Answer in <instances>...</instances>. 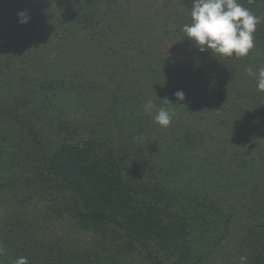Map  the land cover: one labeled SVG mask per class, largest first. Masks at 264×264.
<instances>
[{
	"label": "trees",
	"instance_id": "16d2710c",
	"mask_svg": "<svg viewBox=\"0 0 264 264\" xmlns=\"http://www.w3.org/2000/svg\"><path fill=\"white\" fill-rule=\"evenodd\" d=\"M169 1L132 27L136 0H0V264H205L233 238L235 264L245 255L264 264V199L247 201L264 191L242 193L249 180L237 178L229 139L209 152L191 121L196 95L216 105L202 124L264 128V92L244 81L248 68H264V0H239L260 17L255 47L239 58L201 53L182 31L192 0ZM116 49L154 63L137 72L123 53L115 70L105 56ZM177 79L192 85L182 84L183 105ZM149 101L187 121L176 160L148 154L160 134ZM243 163L264 170V154Z\"/></svg>",
	"mask_w": 264,
	"mask_h": 264
},
{
	"label": "rangeland",
	"instance_id": "374dc122",
	"mask_svg": "<svg viewBox=\"0 0 264 264\" xmlns=\"http://www.w3.org/2000/svg\"><path fill=\"white\" fill-rule=\"evenodd\" d=\"M175 1H182V0H175ZM136 3L141 4V6L138 4H135L137 7H139V10H138L137 7L135 6L138 14L135 15L133 18H129L128 21L127 20L125 21V22H129L128 25L129 26L132 25V27H133L132 23H134V20L138 19V15H143L146 17H150L151 15L160 16L161 13L164 14V11L161 9L162 3H169L170 7L172 8L174 5V2L170 3L169 0H136ZM146 7H149V9L147 10ZM123 27L125 26L123 25ZM121 29H124V28H121ZM116 42L117 41H115V43ZM140 49H141V46H140ZM123 53H125V55L128 57L127 60L129 61V66L132 68L137 67L136 68L137 72H139L142 68H145L144 66L147 63H154V62H147L148 58L146 57V54L145 53L139 54L137 53L136 49H132L131 51L127 50L126 52L120 51V49L110 50L109 54L105 56V60L107 62L109 61V63H112V65L114 66L116 70L117 65L120 66L125 59V56H123L124 55ZM176 55H179V53H176ZM181 58L182 57H180L179 59ZM112 65L108 67L109 71H110V68L112 70V67H111ZM102 78L104 81H106V79L108 78V74H103ZM252 80L257 81L254 76H247L246 79H244V81L248 83H250V81ZM187 82H188L187 79L183 81L177 79V81H174V84L172 87H174L175 91L182 90L183 85H185L189 89L192 85L186 84ZM143 83H146V82H142L141 84L144 85ZM202 93L212 98L216 97V92L214 91V89H208L206 92L203 91ZM195 97H198V100H196V102L192 104L193 105L192 108L195 110L197 116L191 121L196 122L197 126L201 129L203 135L205 136L204 138L206 140H209L208 146H206V150H208L209 152L218 151L220 149V145L224 143L223 139H229V143L227 144H228L230 151L232 152L234 156L236 165L238 166L239 176L237 178H240V177L243 179L248 178L249 180V182L244 185V189L240 188L241 190H243L242 193H245L248 189L249 191H254L256 186L258 187L261 186L262 190L264 191V170H261L260 168H256L254 166L253 168H249L248 170H246V168L244 167L245 163L242 164L243 168H240L239 166V159H243V161H247V160H250L252 157L259 158L260 154H264V152L261 150L264 144V128L260 131H257L254 129H251V130L248 129L247 132L240 131L241 129L238 126H231L229 123L226 122L225 118L222 116H221L222 119L220 120H215V117H213V118H210L209 121H204V124H202V121H203L202 117L206 116L208 114L207 111H209L211 108H213V106L215 107L216 105H214L213 103L208 104V99L206 101L199 96L195 95ZM179 103L183 105V101L182 102L179 101ZM186 108H189V107H186ZM223 111L225 112L228 111V113H230L229 110L225 108L217 109V113H220L221 115L222 113H224ZM189 115L190 114L186 116V119L189 118ZM190 116H193V115L191 114ZM175 120H176L175 122L171 120V123L173 125H170L168 127L157 126L155 128V131L156 132L160 131V134L156 133L157 139H156V142H154V144L149 143L148 146L153 145V150L149 149L148 154L152 151L155 157L162 155L163 158H165L167 161H169L170 159H173V160L177 159L176 155L179 154L178 153L179 149H176L179 145V140L178 138H176V135L178 134L177 127L187 124V121L178 120V119H175ZM161 134H164V137H161ZM183 139H184V136L182 137L181 143L183 142ZM154 145L156 146L155 149H154ZM202 160L206 161L205 157H203L201 161ZM207 165L212 170H214L212 171L213 174H215V170L217 172L218 166H216L215 163L214 165L207 163ZM196 168H197L196 163L191 165L190 170H193L192 172L193 174L197 173L195 172ZM252 169L254 171H252ZM204 172H207V170L204 169ZM225 172H227L228 179L232 177L229 170L225 169ZM215 175H216V180H219V175L218 176L217 174ZM242 193L240 192L238 194V198L241 197ZM234 197H237V196H233L231 200H234ZM250 197L251 198L247 199V201H255V199H264V197H260L257 194V192L255 194L252 193ZM244 208L245 207L241 205L240 209L242 210ZM238 229H239L238 231H240L241 228L238 226ZM236 235H238V232L236 233ZM69 241H72V240H69ZM73 241H74L73 243L76 242L78 244H81L82 242L81 238H76ZM78 244L76 245L79 246ZM84 244L85 243H83L82 245ZM234 249H235V239L233 238L232 241L230 240L226 243V246H224L223 248H219L218 252H216L210 260L205 261V264H235L234 259H235L236 252ZM129 262L134 263L136 262V260L129 259Z\"/></svg>",
	"mask_w": 264,
	"mask_h": 264
},
{
	"label": "clouds",
	"instance_id": "9594fccd",
	"mask_svg": "<svg viewBox=\"0 0 264 264\" xmlns=\"http://www.w3.org/2000/svg\"><path fill=\"white\" fill-rule=\"evenodd\" d=\"M17 15L20 24L29 23L27 12L21 11ZM190 15L191 23L183 25L182 31L201 53L208 51L211 56L216 53L224 57L239 58L247 56L255 47L254 33L260 17L245 8L239 0H192ZM247 71L256 78L258 90L264 92V68H260L258 72H253L252 68ZM174 96L177 101L182 102L185 99L182 90L175 92ZM153 110L156 111L155 122L162 127H168L172 114L164 108L157 110L151 101L147 102L145 112ZM3 254L4 249L0 246V255ZM247 260L246 255L241 256L240 264H247ZM15 264H28V259L18 257Z\"/></svg>",
	"mask_w": 264,
	"mask_h": 264
}]
</instances>
